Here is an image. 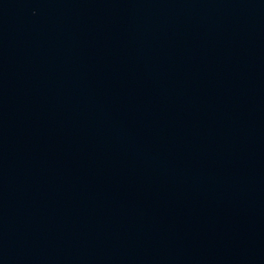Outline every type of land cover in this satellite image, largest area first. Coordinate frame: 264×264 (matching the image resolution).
Segmentation results:
<instances>
[{
  "label": "water",
  "instance_id": "1",
  "mask_svg": "<svg viewBox=\"0 0 264 264\" xmlns=\"http://www.w3.org/2000/svg\"><path fill=\"white\" fill-rule=\"evenodd\" d=\"M0 264H264V0H0Z\"/></svg>",
  "mask_w": 264,
  "mask_h": 264
}]
</instances>
